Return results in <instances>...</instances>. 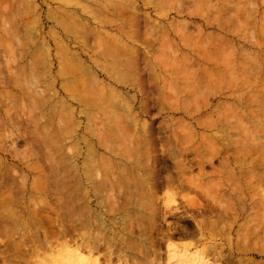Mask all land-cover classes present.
Wrapping results in <instances>:
<instances>
[{
	"label": "rangeland",
	"instance_id": "obj_1",
	"mask_svg": "<svg viewBox=\"0 0 264 264\" xmlns=\"http://www.w3.org/2000/svg\"><path fill=\"white\" fill-rule=\"evenodd\" d=\"M140 259L264 264V0H0V264Z\"/></svg>",
	"mask_w": 264,
	"mask_h": 264
},
{
	"label": "bare ground",
	"instance_id": "obj_2",
	"mask_svg": "<svg viewBox=\"0 0 264 264\" xmlns=\"http://www.w3.org/2000/svg\"><path fill=\"white\" fill-rule=\"evenodd\" d=\"M95 263L97 264V262H94V264ZM122 264H164V262H161L159 260L140 259V260L124 261V263Z\"/></svg>",
	"mask_w": 264,
	"mask_h": 264
}]
</instances>
